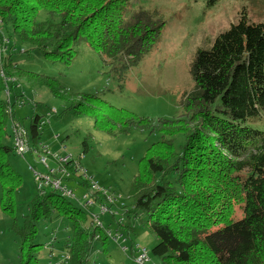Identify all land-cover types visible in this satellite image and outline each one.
Segmentation results:
<instances>
[{"label": "trees", "instance_id": "16d2710c", "mask_svg": "<svg viewBox=\"0 0 264 264\" xmlns=\"http://www.w3.org/2000/svg\"><path fill=\"white\" fill-rule=\"evenodd\" d=\"M131 3L0 0V34L12 32L49 62L67 68L82 43L113 62L127 58L134 64L158 43L163 22L144 12L126 17ZM40 11L58 23H37ZM0 71L11 80L4 84L0 77V210L11 218V229L20 238L19 264L36 263L41 247L35 243L37 223L60 215L71 224L63 246L67 264H87L90 245L100 241L104 251L107 237L58 191L36 193L29 216L20 225L15 218V192L22 180L9 162L14 150L4 143L11 119L4 85L12 95L14 117V103L21 98L15 93L18 78L45 86L54 95L60 94V86L55 79L19 68L10 54L0 57ZM191 73L195 89L181 101L183 114L177 119L154 122L89 95L74 109L91 115L94 128L108 136L159 134L139 160L131 194L132 212L139 211L157 239L151 254L160 264H264V131L248 125L264 118V22L249 23L242 16L209 50L197 51ZM87 100L91 107L83 108ZM30 122L26 134L30 148L36 149L40 121L34 116ZM179 135L182 143L175 145ZM89 195L102 204L103 196ZM135 245L127 248L134 256Z\"/></svg>", "mask_w": 264, "mask_h": 264}, {"label": "rangeland", "instance_id": "374dc122", "mask_svg": "<svg viewBox=\"0 0 264 264\" xmlns=\"http://www.w3.org/2000/svg\"><path fill=\"white\" fill-rule=\"evenodd\" d=\"M138 12H144L152 21L163 22V33L154 48L134 64L127 58L113 62L82 43L76 49L77 59L67 68L59 61L49 62L12 32L2 33L8 40L6 55H11L12 63L25 71L55 79L60 86V94L54 95L45 86L29 85L24 78L15 81V93L23 94L24 106L16 109L22 112L16 114L22 127L30 135V121L37 116L42 122L37 143L58 157L78 159L86 176L91 177L111 200L107 203L103 198L102 205L107 211L101 215L99 203L85 206L83 196L90 198L92 194L85 186H88L87 181L75 177L62 183L72 190L74 197L66 199L74 208L80 209L89 220H92L91 214L100 217L107 237L104 251L100 241L95 240L90 245L87 264H135L134 254L126 250L131 242L147 252L149 260L145 264H160L151 254L157 239L149 232L139 211L132 212L131 194L139 160L160 137L158 133L139 131L127 136H108L94 128L91 115L77 112L74 106L82 103L83 96L89 95L154 122L161 118L177 119L183 114L181 101L195 89L191 64L197 51L209 50L215 38L242 16L249 23L264 22V0H132L126 17L131 18ZM46 21L55 25L59 20L49 19L40 11L36 22ZM86 106L91 107L88 100L82 105ZM248 125L264 131V118ZM7 131L9 137L4 143L11 147L9 122ZM174 139L175 145L183 140L181 135ZM33 148L31 145L24 156L12 154L9 157L12 168L22 180L15 192V218L19 225L29 216L31 199L38 192L34 173L46 174L49 169H56L49 160L48 169L41 165L40 155ZM11 223V218L0 210V264H19L20 238L11 229ZM36 227L35 243L41 247L35 264L60 263L65 253L63 246L71 233L70 220L66 215L53 216L39 221ZM116 233L121 239L114 241Z\"/></svg>", "mask_w": 264, "mask_h": 264}, {"label": "built area", "instance_id": "2783aa9c", "mask_svg": "<svg viewBox=\"0 0 264 264\" xmlns=\"http://www.w3.org/2000/svg\"><path fill=\"white\" fill-rule=\"evenodd\" d=\"M7 43L8 40H5L4 37L0 36V57L6 55L7 52ZM21 52H23L21 50ZM0 77L4 81V84L11 81L8 78H6L3 75V72L0 71ZM14 82V81H13ZM5 86V97H6V103L8 104L6 113L11 117L9 124H10V136L13 139V145L12 148L14 150V154L17 156H24L26 153H28L31 149L28 143V136L26 134V130L22 127L21 123L14 118L12 115V95H10L9 90ZM22 93H19V96L21 98H18L15 101L16 109H21L24 106V102L22 100ZM42 122L40 121L39 128L41 127ZM34 152H36L39 157V163L43 165L46 169H48L47 162L52 161L56 165V169H49L46 174H39L34 173V181L37 183V193L41 194L43 191L46 190H53L58 191L61 196L65 198H73L74 195L72 193V190H68L65 186H63V181L70 180L71 178H82L85 182H88V186L92 193H97L102 195L107 203H111V200L108 196H106L105 191H102L99 189L98 185L91 179V177L86 176L84 170L82 169L79 160H74L71 156H65V157H58L55 154H52L49 149L46 146L37 144L36 149H32ZM83 199L85 200V206L92 207L97 202L93 198H88L86 195L83 196ZM100 209V214L103 215L107 211V207H105L102 204H98ZM93 223L95 227L103 229L101 221H99V216L91 214ZM107 236H110V233H106ZM116 237L113 238L114 241H117L121 239V235L116 233ZM123 242L125 241L122 238ZM50 247L53 244V240L50 241ZM126 249V247H124ZM127 250V249H126ZM68 255L66 253H63L61 257V262L58 264H67L68 261ZM147 252L138 246L135 245V257H134V263L135 264H145L148 261Z\"/></svg>", "mask_w": 264, "mask_h": 264}, {"label": "crops", "instance_id": "0c3cea01", "mask_svg": "<svg viewBox=\"0 0 264 264\" xmlns=\"http://www.w3.org/2000/svg\"><path fill=\"white\" fill-rule=\"evenodd\" d=\"M20 94H21V92H20ZM21 109H22V108H21ZM16 114H22V112H20V111H16V110H15V117H14L15 119H17ZM17 120H18V119H17ZM18 121H19V120H18Z\"/></svg>", "mask_w": 264, "mask_h": 264}]
</instances>
